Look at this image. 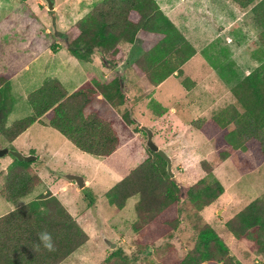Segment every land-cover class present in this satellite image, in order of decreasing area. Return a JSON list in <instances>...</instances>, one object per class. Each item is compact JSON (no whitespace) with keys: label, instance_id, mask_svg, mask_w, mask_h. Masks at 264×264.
<instances>
[{"label":"rangeland","instance_id":"1","mask_svg":"<svg viewBox=\"0 0 264 264\" xmlns=\"http://www.w3.org/2000/svg\"><path fill=\"white\" fill-rule=\"evenodd\" d=\"M75 1L54 0L53 8L48 9L44 0H0V77L9 83L11 81L10 91L13 96V107L7 124L30 114V107L25 99L28 92L39 86L42 81L55 76L68 81V75L74 71L67 56H60L56 52L51 54V46L58 45L55 31H65L78 17L84 15L86 8L90 10L97 3L90 5L84 3L86 0H81V3ZM209 1L214 2V10L218 13L234 16V12H239L238 8L235 10L234 3L230 4L227 0H205L209 10L213 9ZM256 1L253 0L248 7ZM262 36L264 40V34ZM250 39L251 42L246 46L249 55L252 53L254 58L260 54L262 46L264 49V44L257 35ZM136 41L139 43L140 54L133 63L146 57L143 51L147 43L143 44L139 38H136ZM120 44L122 51L124 44ZM221 46L228 48V45ZM211 47L204 50L202 55L193 56L184 65L183 71L181 65L177 75H169L172 77L153 90V99L148 100V96L142 98L141 107L137 112L129 114L127 109L120 105L116 115L101 99L90 97L92 101L90 105L85 106L83 114L92 112L93 109L98 110L117 136L114 154L110 153L109 157L81 152L57 131L42 123L33 122L9 143L0 135V146L6 145L9 150L36 156L35 167L45 163V170L51 176L45 172L41 175L48 182V188L60 189L61 185H65L63 194H66L77 212L85 218L81 227L86 231L88 240L60 264H104L103 258L114 248H119L125 253L129 264H178L198 243L197 232L207 226L214 229L227 247L228 253L242 264H264L263 255L249 248L251 242L243 238H233L222 227L223 222L264 191V162L256 167L252 156L243 149H237L224 160H219L209 142L194 149L192 141L197 143L198 138H204L192 127L190 129L193 132L189 133V122L197 117L198 112L196 108L188 107V103L186 109H183L184 103L188 101L185 91L192 84H196L199 73H210L211 80L216 73L226 80L230 76L227 62L231 55L225 53L227 49L218 52L215 49L218 48L216 43ZM236 47L231 46L232 52L242 46ZM175 54L180 56L179 53ZM263 57L264 52L261 59ZM261 59L257 60V63L253 60V63L257 66ZM133 71L135 72L134 69ZM237 75L240 76V73ZM108 76L114 77V72L110 71ZM74 84L65 82L64 88L69 89ZM224 86L219 87H223L219 94L222 99L212 101L213 110H207L206 115L201 118H208L227 104L235 103L234 97ZM156 102L158 105L154 106ZM170 108L176 110L175 115L179 122L175 123L171 117L166 116ZM158 114L160 117L156 118L155 115ZM146 129L151 132V140L170 156L173 175L168 177L175 179L182 186L176 203V221L168 223L164 220L166 223L163 227L168 228L164 232L159 229V216L154 215V209L161 205L158 204L159 198H151L148 206L144 204L136 211V194L127 198L123 207L116 211L106 197V191L111 186L148 155L151 156L146 147ZM190 151L194 157L189 156ZM6 155L13 159L11 155ZM164 166L165 162L159 163V169ZM67 173L81 176L84 185L79 188L64 178ZM198 180L203 181L200 187L206 186L212 190H215L217 181L222 187V192L199 211H195L196 208L192 206L184 190ZM207 194H211V191ZM100 231L115 243L114 248L111 249L102 242Z\"/></svg>","mask_w":264,"mask_h":264},{"label":"trees","instance_id":"2","mask_svg":"<svg viewBox=\"0 0 264 264\" xmlns=\"http://www.w3.org/2000/svg\"><path fill=\"white\" fill-rule=\"evenodd\" d=\"M232 1L246 5L251 0ZM250 11L253 20L264 28V0H258ZM55 33L59 46L52 45L53 52L63 48L78 60L86 61L91 53L99 51L104 55L102 63L112 68L115 76L95 87L83 84L71 93H67L57 80L47 79L26 95L31 113L12 121L8 126L5 121L13 101L9 81L0 77V135L7 142L33 122H40L39 118L44 116L49 127L81 152L108 156L117 146L116 134L96 112L83 114V110L94 95H101L115 109L122 105L123 85L115 68V62L122 56L119 44L131 43L136 38L143 44L147 43L143 51L146 57L138 59L133 67L135 74L146 78L152 87L173 73L177 75L180 66L194 54V49L154 0H99L65 31ZM230 93L235 103L227 104L208 118L192 119L189 124L211 142L217 159L224 160L233 151L243 149L259 165L264 161V57L259 65L230 88ZM147 151L151 156L148 155L111 186L106 191V197L116 211L123 207L127 198L136 194V211L144 204L148 206L151 198H159L158 204L161 205L159 210L154 209V215L159 216L161 228H158L164 232L168 230L163 227L164 223L176 221V203L182 186L168 177L165 166L159 169V163L164 161L148 147ZM32 163V160H12L0 188L4 200L11 202L27 195L39 182ZM202 183V180H198L184 190L195 211L222 192L217 181L215 190L200 187ZM210 191L211 194H207ZM46 197L42 203L43 211L38 212L26 204L0 217V250L3 253L8 254L10 251L23 255L26 264H58L87 240L86 233L59 201L52 196ZM145 201L148 203H143ZM223 227L235 238L247 239L251 242L249 248L264 257V191L225 221ZM43 231L51 233L55 251L49 252L42 245L36 250L39 243L37 234ZM197 239L198 243L178 264H242L228 253L227 247L211 226L199 230ZM127 260L121 249L114 248L102 262L129 264Z\"/></svg>","mask_w":264,"mask_h":264},{"label":"crops","instance_id":"3","mask_svg":"<svg viewBox=\"0 0 264 264\" xmlns=\"http://www.w3.org/2000/svg\"><path fill=\"white\" fill-rule=\"evenodd\" d=\"M98 1L99 0H92V1L86 0L84 3H88L91 5ZM154 1L159 7V9L162 11V13L167 17V19L180 32V34L186 40V42H188V44L194 49V54L190 58H188L184 62V64H182V67H181L182 71L184 70L183 69L184 65L193 56L197 54L202 55L204 50H207L208 48H212L211 46L214 45V43H216L218 46V48H215L217 49L218 52H222V49H227L225 53H228L229 56L231 55L230 60L227 62L228 71L229 72L231 71L229 73L230 76L228 77L227 80L217 75V73L216 75L213 76L212 80L210 79V73L208 75L207 74L202 75L199 73V75L197 76L196 84H192V86L188 87L185 91L188 94L187 95L188 101L184 103L183 109H186V106H187L186 103H188L189 104L188 107L196 108V111L198 112L196 118H201L204 115H206L207 110H210V111L213 110L214 104L212 103V101H218V99H222V96L219 94L223 87L222 88H219V87L225 85L224 87L227 88V90H229L230 92V88L238 80L243 78L254 67H256L255 64L257 63V60H259L261 56L263 55V52H264L263 46H262V50L259 51L260 54L254 56L255 59L253 58L252 53H250L251 56L249 55V52L246 46L247 43L249 44L251 42L249 41V39L253 35H257L258 39L262 41V43L264 44V40L262 36L264 34V28L258 25L256 22H254L252 13L250 11L251 7L250 8L248 7L249 4L253 3V0H251L249 4H246V5H238L232 0H227L230 4L231 2L234 3L236 11H237V8L239 10L238 13L234 12V16H227L225 14L216 12L214 10L215 9L214 2H210V1H209V4L211 8L213 9L209 10L208 5L206 4L205 0H177L176 2H174V0H154ZM75 2L81 3L82 1L76 0ZM88 10L89 9L86 8V11L84 12V14ZM212 10H214V12ZM80 17H78V19ZM221 36H223V38H221ZM221 45H225V46L228 45V48L223 47ZM233 45H235V48H237L236 45L238 46L241 45L242 47H240L238 50L235 49L234 52H232L231 46ZM139 49H140L139 43L136 41V39H134L132 43L124 44L122 47V56L120 60L115 62V68L118 71L119 77L121 78L122 85H123L121 87L122 92H123V98H124L122 106L127 109V112L129 114L134 113V111L137 112V110L141 107L140 100L142 98L145 99L148 96L147 97L148 100L153 99L151 98L153 90L159 87L160 85H162L168 78L172 77V76H167L160 83L152 87L148 84L146 78L136 75L135 72L133 71L134 68H133L132 63L135 59H137V56L140 54ZM55 52L59 53L60 56H67V58H69L70 64L73 66L72 70L74 69V71L68 75V81H66V79L63 77L56 78V76L53 78H48V79L57 80L63 87H64L65 82H68L69 84L75 83L69 89L64 88L67 93H71L72 91H74L75 89H77L79 86L83 84L90 86V87H95L99 84H102L108 80L109 78L108 75L110 71H112L111 70L112 68L102 63V59L104 55L99 51H95L91 53L89 59L86 61L78 60L77 58L68 54L63 48H59ZM55 52H52L51 54L53 55V53ZM253 60L256 61V63H253ZM237 73H240V76H238ZM213 82H215L217 85H214ZM10 85H11V81H10ZM10 94H11V91H10ZM26 95H25V99H26ZM91 98L101 99L103 102H105V104L110 109L114 111V114L118 115L116 111L117 109L111 107L101 97V95H94V96H91ZM92 99L88 101L86 106L90 105ZM204 101H207V103H205ZM157 105H158L157 102L154 103V106H157ZM98 106L100 107V105ZM146 108H148V106ZM150 110L152 112L151 108ZM93 112H96L100 117L103 116L102 114H100L98 110L95 111L93 109ZM9 113L6 116V121L9 116ZM175 113H176V110H174L173 108H170L166 116L171 117L176 123V122H179L180 120L177 119V116L175 115ZM155 116L156 118L160 117L159 114ZM196 118H193V119H196ZM39 119H40V122H36V123H42V125L48 126L47 119L44 116H41ZM6 121H5V125L8 126L14 120L9 122V124H7ZM190 127L192 126H189V130H190L189 133L193 132L190 129ZM18 136H16L11 141H14ZM198 139L199 141H197V143H195V141L194 142L192 141V145L194 149H196V147L198 148V146L201 144L202 145L206 144L205 142H209L211 144V142L207 140L205 137L203 139L201 138H198ZM4 141L6 143L11 142V141L7 142L5 139ZM0 147H6V145H2ZM52 153L54 154V152ZM191 153L192 151L189 152V156L194 157L193 154ZM112 154H114V152L111 153L110 155ZM110 155L104 156V158L109 157ZM13 159L8 158L7 155L0 157V188H1V185L3 184L4 174L7 170V167L11 164ZM34 160H36V158ZM34 160H33L32 166H34L35 168V172L39 179V182L33 187L30 193L14 201H11V202L4 200L2 196L0 195V217L7 215L8 213L12 212L14 209L19 208L26 204H29L32 207V209L38 212L43 211L44 207L42 203L47 198L46 196H52L59 201V203L69 213V215L75 220L78 226L84 232H86L81 227V224L82 226L84 225L83 223L85 222V218L77 212L74 205H72V203L68 200L66 194H63V192L66 190L65 185H61L60 189L59 188H53L52 190L49 189L48 182H46L45 178L41 175V173L45 172L46 174H48V176H51L50 173L48 171L46 172L45 170V166H46L45 163H43L40 167H37V166L35 167L36 164ZM261 164L256 165V167L260 166ZM223 224L224 222L222 223V227H223ZM223 230H225L224 227H223ZM232 237L235 238L234 236ZM87 240H88V235H87ZM30 259L33 262H35L33 257H30ZM25 260L26 259H24L23 255L12 254L10 253V251H8V254H6L0 250V264H26L27 261ZM60 262H62V260ZM60 262L58 264H60Z\"/></svg>","mask_w":264,"mask_h":264},{"label":"water","instance_id":"4","mask_svg":"<svg viewBox=\"0 0 264 264\" xmlns=\"http://www.w3.org/2000/svg\"><path fill=\"white\" fill-rule=\"evenodd\" d=\"M46 2L47 8L52 9L53 8V2L54 0H44ZM146 146L153 151L157 156H159L164 162H165V170L167 175L172 176L171 171V160L170 156L161 148H159L152 140H151V132L146 129ZM9 154L11 155L15 160L17 161H30L34 160L36 157L32 154H24L19 151L15 150H9L6 147H0V157ZM64 178H66L69 181H72L74 184H76L79 188L84 185V182L82 180V177L76 174H64ZM100 237L102 242L108 246L109 248H114L115 243L110 241L103 232H100Z\"/></svg>","mask_w":264,"mask_h":264},{"label":"clouds","instance_id":"5","mask_svg":"<svg viewBox=\"0 0 264 264\" xmlns=\"http://www.w3.org/2000/svg\"><path fill=\"white\" fill-rule=\"evenodd\" d=\"M39 243L36 245V250H39L42 245L43 248L49 252L55 251V243L53 241L51 233L43 231L37 234Z\"/></svg>","mask_w":264,"mask_h":264}]
</instances>
